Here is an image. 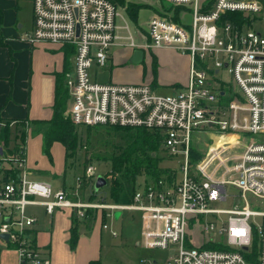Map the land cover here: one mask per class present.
I'll return each mask as SVG.
<instances>
[{"label": "built area", "instance_id": "2783aa9c", "mask_svg": "<svg viewBox=\"0 0 264 264\" xmlns=\"http://www.w3.org/2000/svg\"><path fill=\"white\" fill-rule=\"evenodd\" d=\"M165 2L182 8L181 20L154 15L145 42L127 36L123 43L119 41L120 12L112 0H33V30L23 39L31 45L50 43L75 50L67 76L71 121L160 131L164 148L184 164L182 178L175 174L143 182L131 203L107 204L80 197L83 176L89 180L96 175L94 165L86 167L76 188L56 190L49 182L32 179L24 146L9 157L16 175L0 181V241L15 249L21 264H50L31 237L37 219L29 213L30 206H43L50 215L58 208L70 209L80 219L87 217L89 209L109 210L105 216L117 210L138 212L140 243L174 252L167 264H254L241 251L250 248L256 231L258 261L264 264V142L251 138L239 155H226L227 140L212 146L211 162L218 160L226 170L221 178L207 174L204 167L200 168L202 177L189 171L193 133L214 130L225 138L231 133L264 135V35L252 29L254 25L239 26L224 19L229 13H240L255 24L262 20L264 2L214 0L211 6L205 0ZM114 46L170 48L188 55V83L176 94L163 95L148 84L96 81L92 67H106ZM223 69L236 83L235 90L220 76ZM15 123L10 127L15 128ZM228 185L239 191L244 203L230 209L213 207L228 199ZM249 195L258 208H253ZM207 216L214 217L201 224V217ZM196 224L201 226L200 241L189 234ZM2 234L9 238H1ZM213 243L231 249L207 247Z\"/></svg>", "mask_w": 264, "mask_h": 264}, {"label": "rangeland", "instance_id": "374dc122", "mask_svg": "<svg viewBox=\"0 0 264 264\" xmlns=\"http://www.w3.org/2000/svg\"><path fill=\"white\" fill-rule=\"evenodd\" d=\"M207 4L211 6L214 0H205ZM23 2V1H22ZM117 6L120 12L118 19L119 24V35L122 36L119 39L120 42L126 43V37L132 36L137 43H143L148 39V23L151 17L160 14L173 17L174 13L177 12L176 7L171 6L170 10L166 11L165 0H117ZM168 6V5H167ZM167 8V7H166ZM179 20L180 15H184L182 9L178 10ZM136 16V17H135ZM187 19H191L190 16L185 15ZM251 19V18H250ZM252 29L260 30L264 35V13L262 14V20H258ZM59 46V45H58ZM144 51V57L140 63H132L133 49L126 46H114L110 52V60L106 67L98 69V80L105 83H123V84H135L143 83L152 86L157 93L163 95H172L178 93L175 87L169 86H158L156 82L161 83L163 80H172L171 75L179 73L182 68V57L183 55L175 49L161 48V49H142ZM47 54H51L48 51H44ZM64 53L63 68L67 67V63H70V68L73 60V55L66 60V50ZM123 52V54L121 53ZM53 54V53H52ZM127 54V55H125ZM49 55L41 57L43 64H47L50 60ZM132 55L130 58L127 56ZM54 59V57H53ZM52 59V60H53ZM94 67V66H93ZM91 69V74L94 75L95 68ZM72 69V68H71ZM68 76V75H67ZM225 82L229 84L234 90L236 83L226 70L221 71L220 75ZM224 89L225 87L222 86ZM71 108V96L69 97L65 115L70 119L69 111ZM71 120V119H70ZM12 121H10L11 123ZM16 122V121H15ZM28 126V142L27 146H30V154L38 160L37 167L31 177L34 180L44 181L52 183L54 188H62L65 181V185L70 187L67 189L71 191L78 185V178L85 174L86 164H92L96 168V175L92 178L95 182L97 177L104 176L110 169V163L108 160L103 158H109L115 149V146L121 145L123 140L120 139L124 133V130H116L109 127L102 126H84L76 125L78 128L81 143L77 149L75 156L68 161L65 160L63 144L58 143L54 150L50 149V154L45 152L43 135L38 131H35L29 122H26ZM18 123H15V126ZM35 127H38L36 125ZM221 133H216L214 130L203 133H193L192 143L190 148L189 158V171L193 175L199 177L203 176L200 168L204 167L206 173L215 176V178H221L225 173V168L220 166L219 161L215 160L211 162L209 158L210 148L216 146L219 143L227 140L226 145L229 149L226 155H239L243 152L245 145L251 138L256 141L264 142V135H248L243 136L238 133H231L226 135L227 138L221 137ZM40 142L42 145L40 146ZM54 144V143H53ZM53 146V145H52ZM201 154L199 160L194 155ZM42 156V157H41ZM159 156L163 157L160 163V167L167 169V173L170 177L175 176L182 178L183 171L181 170L184 160L181 157H173L163 147L159 151ZM100 157V158H99ZM193 160V161H192ZM211 162V163H210ZM72 163V164H71ZM230 163V161L228 162ZM88 164V165H89ZM72 165V166H71ZM35 167V166H34ZM37 169V170H36ZM47 171H44V170ZM55 169L60 170L59 176L51 175L49 172ZM65 169V170H64ZM166 175V176H168ZM92 179H85L83 176V188L80 191V197L83 200L92 201L94 195V183ZM145 176H141L139 181L143 182ZM92 184V185H91ZM71 187H73L71 189ZM110 184H107L97 193V198L94 202H102L101 199L106 198L105 203H113L109 197ZM229 197L226 201H219L212 204L215 208L230 209L235 204H243L244 201L240 197V193L237 189L232 186H227ZM248 198L252 201L253 208L256 204L255 198L251 195ZM30 211L33 208H29ZM41 214V208H36ZM29 211V210H28ZM109 212V210H107ZM115 213L118 220L115 219ZM95 214V219H99L97 225H93L83 236L82 252L89 250L91 252L96 249L95 261L99 264H167L168 260L174 255V252L168 250H162L159 248H146L142 244H137L138 240H141L140 234L142 231V220L138 212L117 210L113 211V216L105 217V212L102 209H95L91 212ZM91 217L93 218V216ZM77 217V216H75ZM214 216L201 217V224H204L206 220L212 219ZM260 220V218H257ZM106 224L107 229L100 230V225ZM100 232L102 235L100 236ZM201 226L199 224L194 225L192 230L189 232L193 236L195 241H200L201 238ZM80 238V240L82 239ZM225 240L223 239L222 242Z\"/></svg>", "mask_w": 264, "mask_h": 264}, {"label": "crops", "instance_id": "0c3cea01", "mask_svg": "<svg viewBox=\"0 0 264 264\" xmlns=\"http://www.w3.org/2000/svg\"><path fill=\"white\" fill-rule=\"evenodd\" d=\"M32 30L33 0H0V119L12 122L26 120L33 128L35 127L34 122L49 120L53 115L57 75L62 74L67 68L62 66L65 56L63 51L67 49V46L50 43L31 45L23 37ZM45 50L51 54H47L44 52ZM121 53L123 54V52ZM43 54L45 57L49 55L51 60L45 65L41 60ZM131 56L129 55L127 58ZM73 61L74 56L71 68ZM181 66L178 74L171 75L172 80L156 82V85L175 87L176 90L185 87L190 71L188 55H183ZM93 68H95V72L94 75L91 74L92 77L101 82L98 80V69L101 67L94 66ZM27 142V163L31 172L34 173L35 169L33 168L40 167H37L38 160L31 156L30 146H27ZM58 143L53 144V150ZM41 145L42 142H40ZM63 149L66 160L65 147ZM3 166L8 167V164L4 163ZM59 172L61 169H55L49 173L58 177ZM63 182L60 189H70L65 185V181ZM29 208H33L31 211L29 209V213L37 219L31 229V237L39 247L41 256L48 258L50 264H90L96 259L94 255L96 249L91 252L89 250L82 252V247L79 244L83 245L82 237L93 225H97L99 219L96 220L94 217L78 219L80 235L77 246L73 249L70 245L71 228L75 224V215L72 210L58 208L50 215L43 206H30ZM36 208H41L42 213L40 214ZM104 212L107 213V211ZM114 216L116 220L120 218L116 217V213ZM99 227L101 231L104 228L102 224ZM80 238L82 239L80 240ZM140 242L141 240H138L137 244L141 246ZM0 264H21L15 249L10 245H4L1 241Z\"/></svg>", "mask_w": 264, "mask_h": 264}, {"label": "trees", "instance_id": "16d2710c", "mask_svg": "<svg viewBox=\"0 0 264 264\" xmlns=\"http://www.w3.org/2000/svg\"><path fill=\"white\" fill-rule=\"evenodd\" d=\"M115 4L117 0H112ZM123 2V0H121ZM264 2V0H259ZM167 4V3H166ZM168 5V6H167ZM165 10H170L172 5L167 4ZM177 12L174 13L173 19L179 21L178 10L181 7H176ZM168 16V14H165ZM136 17V16H135ZM239 26L244 24L250 25L253 19L250 17H244L240 13H229L224 17ZM66 60L74 54V47H66ZM67 68L62 74L57 75L56 90H55V103L53 106V115L49 120H40L34 122L33 127L35 131H38L43 135L45 152L50 154V149L55 142L63 144L66 150V161L73 158L77 152V149L81 143V137L78 128L74 123L65 115L67 103L70 97L69 88L67 86V75L70 72V63H67ZM1 123H4L0 130V146L3 145L4 154L0 156V172L2 177L0 181L7 182L9 179L16 175V171L13 165L10 163L9 157L14 154H18L21 149L26 146L28 138V128L26 126V120L16 121L18 125L15 128L10 127V121H4L0 119ZM109 127L116 130H124V133L120 136L123 140L121 145L115 146L114 151L109 158L104 157V160H108L110 163L109 171L104 175L110 184L109 197L113 203L128 204L133 201L134 195L137 189L143 182L156 180L162 176L168 175L167 169L160 167V163L163 157L159 156V151L163 149L164 134L157 130H150L145 127H119V126H102ZM4 143V144H3ZM199 160L201 154L194 155ZM100 158V157H99ZM193 161V160H192ZM8 164V167L3 164ZM72 164V163H71ZM89 164V163H88ZM86 164V167L88 166ZM72 166V165H71ZM145 176L143 182L139 179L141 176ZM170 177V175H168ZM94 190L92 201L97 198V193ZM101 190V189H100ZM106 198H102L101 201L105 202ZM95 209H89L87 211V217H91V212ZM95 214L92 216L94 217ZM95 218V217H94ZM75 217V224L71 228L70 245L74 249L77 246L79 240V222ZM254 239L252 245L248 250H242L244 257L249 262L259 264L258 257L260 253V244L256 231L254 232ZM207 247L214 249L229 250L230 247L213 243L208 244ZM90 264H99L93 260Z\"/></svg>", "mask_w": 264, "mask_h": 264}, {"label": "water", "instance_id": "95a60500", "mask_svg": "<svg viewBox=\"0 0 264 264\" xmlns=\"http://www.w3.org/2000/svg\"><path fill=\"white\" fill-rule=\"evenodd\" d=\"M143 57H144V51L142 49H136L134 51V55H133L131 62L132 63H140L142 61ZM0 129H1V123H0ZM3 154H4V148L2 146H0V156H2ZM107 184H108V181H107L105 176L97 177V179L95 180V183H94L95 191L98 192L100 189L105 187ZM116 217H117V215H116ZM1 238L7 240L9 238V236H8V234H2ZM243 249L247 250L248 247L245 246Z\"/></svg>", "mask_w": 264, "mask_h": 264}]
</instances>
